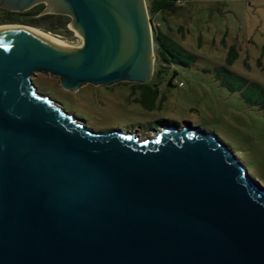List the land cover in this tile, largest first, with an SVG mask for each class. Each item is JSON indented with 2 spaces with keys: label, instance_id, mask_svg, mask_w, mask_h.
Instances as JSON below:
<instances>
[{
  "label": "water",
  "instance_id": "obj_1",
  "mask_svg": "<svg viewBox=\"0 0 264 264\" xmlns=\"http://www.w3.org/2000/svg\"><path fill=\"white\" fill-rule=\"evenodd\" d=\"M40 3L82 46L0 32V264H264V188L214 134L95 132L32 83H148L145 0H0L17 13Z\"/></svg>",
  "mask_w": 264,
  "mask_h": 264
},
{
  "label": "rangeland",
  "instance_id": "obj_2",
  "mask_svg": "<svg viewBox=\"0 0 264 264\" xmlns=\"http://www.w3.org/2000/svg\"><path fill=\"white\" fill-rule=\"evenodd\" d=\"M165 16L161 29L197 59L188 68L176 67L175 76L173 69L157 73L154 59L149 81L158 93L149 107L125 82L69 91L58 78L37 73V93L95 132H135L143 139L154 137L164 122L198 127L225 144L264 188V0H182ZM69 30L73 37L63 41L81 48L80 35ZM229 53L235 57L230 64Z\"/></svg>",
  "mask_w": 264,
  "mask_h": 264
},
{
  "label": "trees",
  "instance_id": "obj_3",
  "mask_svg": "<svg viewBox=\"0 0 264 264\" xmlns=\"http://www.w3.org/2000/svg\"><path fill=\"white\" fill-rule=\"evenodd\" d=\"M149 19L152 26V39L155 53L156 63L160 65L157 69V73H161L167 69H173L174 76L176 75L175 68H188L197 59V56L184 47L177 44L168 34H166L159 23V20L166 21L168 17L165 14L175 11L182 3V0H145ZM43 4H37L30 9L22 13H8L4 12L2 17V24L13 23V24H24L34 28H38L42 31L49 32L53 35H58L62 39L70 40L73 37V33L69 29L59 30L58 27L67 26L70 22V18L65 15L58 14H41ZM175 14V13H174ZM154 19V20H153ZM157 19V20H156ZM169 31L172 29L167 27ZM233 51V47L230 48V53ZM227 55V63H232L235 58L234 55ZM223 71L230 73L226 69L222 68ZM245 82V81H244ZM126 83V82H125ZM181 83V82H179ZM182 86L183 84L181 83ZM168 84H171L169 80ZM130 85L131 90L134 92L138 90L140 92L139 99L137 100L140 104L145 107H149L152 103L154 96H157L158 89L157 85L151 83V80L146 84L137 83H126ZM263 100V98H262ZM247 102L248 100L245 99ZM253 103V101H252ZM168 123V122H164ZM176 126L174 123H168ZM255 179V178H254Z\"/></svg>",
  "mask_w": 264,
  "mask_h": 264
},
{
  "label": "bare ground",
  "instance_id": "obj_4",
  "mask_svg": "<svg viewBox=\"0 0 264 264\" xmlns=\"http://www.w3.org/2000/svg\"><path fill=\"white\" fill-rule=\"evenodd\" d=\"M7 30H19V31H26L28 33H31L38 38L42 39L46 43L54 46L55 48L61 49V50H71V51H78L81 48H75L71 45H69L66 41H63L59 38H55L54 36H51L49 33H44L40 31L38 28H34L31 26H22L19 24L14 25H0V32L7 31Z\"/></svg>",
  "mask_w": 264,
  "mask_h": 264
},
{
  "label": "flooded vegetation",
  "instance_id": "obj_5",
  "mask_svg": "<svg viewBox=\"0 0 264 264\" xmlns=\"http://www.w3.org/2000/svg\"><path fill=\"white\" fill-rule=\"evenodd\" d=\"M4 12H8V13H17V12H12V11H9V10H7V9H4V8H0V25H4V24H13V23H4V24H2V17H3V15H4Z\"/></svg>",
  "mask_w": 264,
  "mask_h": 264
},
{
  "label": "built area",
  "instance_id": "obj_6",
  "mask_svg": "<svg viewBox=\"0 0 264 264\" xmlns=\"http://www.w3.org/2000/svg\"><path fill=\"white\" fill-rule=\"evenodd\" d=\"M179 85H181V83H179Z\"/></svg>",
  "mask_w": 264,
  "mask_h": 264
}]
</instances>
